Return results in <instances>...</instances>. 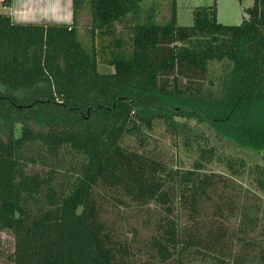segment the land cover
<instances>
[{
    "label": "trees",
    "instance_id": "obj_1",
    "mask_svg": "<svg viewBox=\"0 0 264 264\" xmlns=\"http://www.w3.org/2000/svg\"><path fill=\"white\" fill-rule=\"evenodd\" d=\"M144 1L72 0V22L56 24L16 22L12 0H0V230L13 237L10 264H264V202L206 171L215 147L176 120L196 117L257 153L252 180L264 189V0L236 25L217 21L215 2L196 7L187 26L176 23L175 0L164 22ZM120 21L130 54L112 52L113 72L100 73L97 33ZM157 121L197 152L189 167L141 145ZM129 135L138 147L124 144ZM225 162L239 178L234 159ZM113 207L145 218L139 246L108 217Z\"/></svg>",
    "mask_w": 264,
    "mask_h": 264
},
{
    "label": "rangeland",
    "instance_id": "obj_2",
    "mask_svg": "<svg viewBox=\"0 0 264 264\" xmlns=\"http://www.w3.org/2000/svg\"><path fill=\"white\" fill-rule=\"evenodd\" d=\"M170 2L171 0H145L142 7L145 11H149L150 9L158 22H164L169 15L168 4ZM214 2L217 21L222 24L236 25L246 17V8L252 5L253 0H175L176 23L183 26L191 25L193 22L192 11L196 7L212 5ZM0 11H3L1 4ZM139 20H144L143 14H141ZM90 21L91 16L88 8L84 7L80 9L77 15L76 26L82 36L85 35ZM131 42L130 24H124L122 21L115 22L112 29L97 33V70L100 73L113 72V67L108 64L111 53L123 52L129 55L132 48ZM176 120L184 123L182 128L190 134L191 138L197 135L201 136L203 133L206 139L201 142L202 146L215 147L213 149L214 155L212 156V161L205 166L206 171L221 173L229 179L237 180L240 185L248 187L264 202V189L260 188L252 180L254 175L252 171L255 164H263L262 159H260L257 153L236 147L233 141L228 138H219L209 124L199 121L196 117H176ZM143 133L141 135V145L160 153V156L169 163V166L189 167L195 159H198V154L194 149L189 151L181 142L176 144L174 136L166 131V126L162 121H157L152 130ZM137 138L138 136L136 135H129L125 138L124 144L127 147L136 148L140 145ZM0 155L5 154L1 153ZM217 156H222L223 160H216ZM228 157L234 159V167L240 172L239 178L231 175L233 168L225 162ZM243 161L245 162L242 165ZM108 217L120 228L123 236L133 238L135 242L138 238L137 246L140 245L141 239L149 235L147 221L134 209L123 210L121 207H113L109 210ZM0 248L4 251V254L0 258V264H10L7 256H5V254H8L13 249V237L10 232L0 230ZM194 264L211 263L196 262Z\"/></svg>",
    "mask_w": 264,
    "mask_h": 264
},
{
    "label": "crops",
    "instance_id": "obj_3",
    "mask_svg": "<svg viewBox=\"0 0 264 264\" xmlns=\"http://www.w3.org/2000/svg\"><path fill=\"white\" fill-rule=\"evenodd\" d=\"M9 11L16 22L70 24L73 18L72 0H12Z\"/></svg>",
    "mask_w": 264,
    "mask_h": 264
},
{
    "label": "water",
    "instance_id": "obj_4",
    "mask_svg": "<svg viewBox=\"0 0 264 264\" xmlns=\"http://www.w3.org/2000/svg\"><path fill=\"white\" fill-rule=\"evenodd\" d=\"M172 110H174V111H178L179 109H178V108H172Z\"/></svg>",
    "mask_w": 264,
    "mask_h": 264
}]
</instances>
